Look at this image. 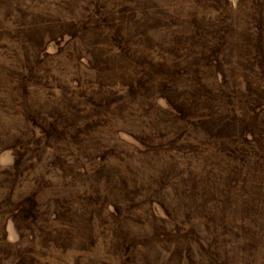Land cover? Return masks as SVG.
Segmentation results:
<instances>
[{"label": "rangeland", "instance_id": "rangeland-1", "mask_svg": "<svg viewBox=\"0 0 264 264\" xmlns=\"http://www.w3.org/2000/svg\"><path fill=\"white\" fill-rule=\"evenodd\" d=\"M0 264H264V0H0Z\"/></svg>", "mask_w": 264, "mask_h": 264}]
</instances>
